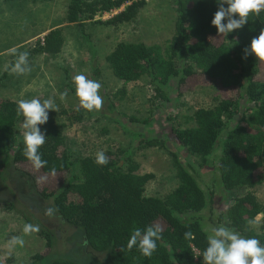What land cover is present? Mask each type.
I'll use <instances>...</instances> for the list:
<instances>
[{
  "label": "trees",
  "instance_id": "obj_1",
  "mask_svg": "<svg viewBox=\"0 0 264 264\" xmlns=\"http://www.w3.org/2000/svg\"><path fill=\"white\" fill-rule=\"evenodd\" d=\"M173 2L176 17L172 34L164 44L147 47L143 43L120 42L104 60L124 85L147 79L153 103L167 101L172 85L178 98L196 86L216 90L214 104L196 109L191 116L193 126L178 131L176 139L202 167L207 165L221 134H225L224 153L217 166L220 182L229 193L242 189L246 192L235 196L224 208L223 218L230 229L244 238L258 239L264 246V205L253 192L264 182V61L254 55L243 58V50L264 28V10L250 14L242 28L221 35L211 23L220 0ZM145 6L146 0H69L64 22L76 24L83 40L88 41L87 23L114 28L130 24ZM122 7L109 19H98ZM63 45L62 29L53 27L34 44L29 58L56 56ZM118 94L122 99L125 89ZM243 101L246 108L241 112ZM16 107L17 102L0 99V171L12 168L29 180L39 197L52 199L60 219L82 232L89 250L106 253L109 264H203L208 234L203 229L201 213L210 209L212 200L202 189L197 170L174 157L176 188L161 198L147 197L145 188L154 175L140 173L132 158L119 159L116 153L106 151L109 162L103 166L95 163V157L78 159L80 178L75 182L65 137L50 120L39 126L46 137L39 154L47 165L36 170L23 155V137L17 134L22 116H17ZM73 115L75 122H81V110L68 116ZM139 147L162 148L163 142L143 139ZM53 168L55 175L51 174ZM41 177L44 179L38 182ZM258 216L261 224L257 232L249 221ZM154 224L162 228V239L151 256L141 254L137 247L128 248L134 228ZM187 231L193 233L192 239L184 238ZM40 235L45 248L31 256L27 264H41L51 253L50 234ZM6 262L12 264L13 258ZM50 264L77 263L56 259Z\"/></svg>",
  "mask_w": 264,
  "mask_h": 264
},
{
  "label": "rangeland",
  "instance_id": "obj_2",
  "mask_svg": "<svg viewBox=\"0 0 264 264\" xmlns=\"http://www.w3.org/2000/svg\"><path fill=\"white\" fill-rule=\"evenodd\" d=\"M174 0H146V6L136 20L116 28L87 23L88 41L81 37L76 24H66L64 16L69 0H29L4 3L0 0V99L17 102L20 99H53L57 111H49L52 121L63 133L73 163V180L80 178L78 159L96 157L100 151H112L121 159L132 158L139 165L140 173H151L154 179L145 188L147 197H164L177 186L174 157L181 164H189L201 174V187L212 200L210 209L201 214L203 229L219 225L229 228L224 220V208L237 195L246 192H227L219 179L218 162L224 153L226 136L221 134L214 152L205 166L186 152L176 139V133L193 126L191 116L196 109L209 108L214 104L216 90L196 86L193 91L178 98L168 91L167 101L152 102L153 90L147 79L124 85L114 77L104 58L116 44L143 43L147 47L162 45L173 31L176 11ZM103 14L98 19H109L119 11ZM227 23V20L224 21ZM61 28L64 45L56 56L37 55L29 59L31 72L17 75L10 71L19 52H29L34 44L53 28ZM232 33V32H230ZM228 33L227 35H229ZM94 54V55H92ZM83 73L89 79L101 83L100 95L103 107L88 111L83 108L81 122H75L78 98L72 78ZM126 94L119 99L118 91ZM67 91L62 101L60 94ZM246 104L241 102V112ZM66 113V114H64ZM23 117L18 123L17 134L23 137ZM143 139H157L163 147L140 148ZM254 194L264 205V182L254 189ZM25 224L39 226V231L25 234ZM261 216L255 218L252 228L258 232ZM40 232H47L52 239V250L43 263L68 259L77 264H109L106 253H96L86 247L83 234L77 228L63 222L54 210L52 199H42L31 187L29 180L12 168L0 171V264H27L29 258L41 253L45 240ZM20 237V245L12 241Z\"/></svg>",
  "mask_w": 264,
  "mask_h": 264
},
{
  "label": "clouds",
  "instance_id": "obj_3",
  "mask_svg": "<svg viewBox=\"0 0 264 264\" xmlns=\"http://www.w3.org/2000/svg\"><path fill=\"white\" fill-rule=\"evenodd\" d=\"M227 7H224V5ZM264 10V0H220L219 7L212 25L217 29L218 34L227 35L233 30L242 28L252 13H259ZM227 20V23L224 21ZM244 57L254 55L257 59L264 61V28L261 29L258 37L251 40L249 47L244 50ZM15 62L10 68L12 73L24 75L31 72L29 64V53L19 52ZM75 86V96L78 98L77 110L83 108L88 111L99 110L103 107V98L100 95L102 85L99 81L89 79L83 73L77 74L72 78ZM67 91L60 94L63 101L67 97ZM57 111V106L53 99H45L41 102L38 98L20 99L17 101L16 114L22 116L21 128L23 129V155L31 162L34 169L39 170L47 165L39 154V148L45 143V134L41 131L40 125L48 121L49 111ZM108 157L103 151L96 154L95 163L106 165ZM55 175V168L51 170ZM44 178H38L41 182ZM254 221H249L253 224ZM23 231L31 234L39 231L38 225L25 224ZM211 234L207 237V247L202 253L203 264H264V246L255 238H244L240 233L224 226L219 225L210 229ZM185 239H192L193 233H184ZM162 239V228L159 225H150L145 229L134 228L128 240V248L137 247L141 254L151 256L157 248V241ZM12 241L22 245L23 239L12 237Z\"/></svg>",
  "mask_w": 264,
  "mask_h": 264
}]
</instances>
